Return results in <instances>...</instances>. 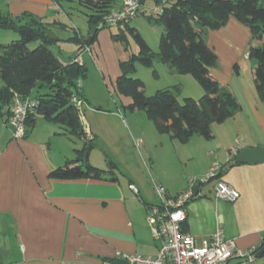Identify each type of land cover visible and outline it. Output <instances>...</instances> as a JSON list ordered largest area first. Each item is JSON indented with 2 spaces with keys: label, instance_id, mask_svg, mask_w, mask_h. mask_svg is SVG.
<instances>
[{
  "label": "crops",
  "instance_id": "1",
  "mask_svg": "<svg viewBox=\"0 0 264 264\" xmlns=\"http://www.w3.org/2000/svg\"><path fill=\"white\" fill-rule=\"evenodd\" d=\"M58 9L52 0H0V15L14 18L30 13L61 22L60 13L67 15ZM206 41L218 56L211 75L234 94L241 110L220 124L227 126L221 133L223 143L206 153L202 168L182 176L177 187L165 184L166 196L185 192L191 179L207 176L220 163L225 168L219 178L239 198L234 203L216 198V180L209 182L213 188L209 183L198 186V196L187 207L185 233L201 241L222 231L238 250L259 249L264 243V162L243 164L235 159L244 148L264 147V102L256 92L254 68L248 78L240 65L253 45L251 33L230 18L222 29L208 31ZM35 117L21 139L14 138L7 117H0L4 121L0 123V264H117V253L156 256L160 241L153 236L148 207L161 201L147 190L143 196L137 182H123L115 171L106 170L101 180L49 178L50 172L76 157L84 140L42 116ZM80 121L88 139L97 140L96 130L87 128L81 115ZM218 137L220 133H213L214 140ZM89 163L98 167L92 151ZM131 184L139 195L130 190ZM157 187L163 186L155 187L160 198ZM254 264H264V255Z\"/></svg>",
  "mask_w": 264,
  "mask_h": 264
},
{
  "label": "trees",
  "instance_id": "2",
  "mask_svg": "<svg viewBox=\"0 0 264 264\" xmlns=\"http://www.w3.org/2000/svg\"><path fill=\"white\" fill-rule=\"evenodd\" d=\"M52 1L58 6V12H65L70 19L63 2L73 0ZM77 1L89 10L87 16L92 45L98 32L109 28L100 29L99 25L105 16L116 10L114 1ZM145 1L139 0L140 11ZM154 2L157 7H161V12L157 17L150 15L149 21L164 26L160 52L155 53L136 29H129L139 47V54L121 64V73L116 80L117 92L132 99L129 106L131 110H144L159 134L168 135L182 144H186L195 135L211 140L212 125L222 124L234 117L240 112L241 105L234 94L211 75L210 70L217 66L218 56L208 45L206 35L208 31L222 29L230 18H234L249 29L252 41L261 42L260 46H250L249 56L255 60L256 92L259 99L264 102V0H154ZM128 22L117 27L122 28V25H128ZM67 26L64 22H50L30 13L16 18L10 14L0 15V30H13L19 35V39L10 44H0L2 83L0 117L8 116V108L14 95L37 100L38 116L59 125L64 133L84 140V147L76 150V157L67 161L63 167L50 172L49 178L101 180L107 171L89 163V155L95 148L96 138L87 137L80 121V112L72 103L73 96L80 95L83 99V95L78 91L76 82L68 75V69L74 65L79 67V77L86 75V66L72 62L79 55L67 64L63 63L51 50V46L59 42L60 38L53 40L46 35L48 29L66 30ZM75 33L78 34L77 31ZM125 37L122 30L114 36L115 40L119 41L125 40ZM69 40L80 44L83 38L76 36ZM32 43H36L37 47L31 49L29 46ZM80 48L83 51L87 48L84 41ZM157 58L168 65L174 73L192 75L202 86L203 96L199 100L185 98L183 103L169 89L159 90L154 95L147 96L143 81L131 78L130 75L136 71V61L150 67ZM176 87L179 91L180 88ZM40 90H44L43 94ZM35 91L37 95L33 96ZM35 118L34 116L28 120V131L34 125ZM107 161L109 171L112 173L116 171L117 165L109 158ZM221 175L222 172L219 177ZM183 230L186 231L185 225ZM261 249H264V243L257 251L260 252Z\"/></svg>",
  "mask_w": 264,
  "mask_h": 264
},
{
  "label": "rangeland",
  "instance_id": "3",
  "mask_svg": "<svg viewBox=\"0 0 264 264\" xmlns=\"http://www.w3.org/2000/svg\"><path fill=\"white\" fill-rule=\"evenodd\" d=\"M76 1L63 2L70 19L60 13L61 22L68 26L66 30L56 29L55 34L60 41L52 45L51 50L65 64L79 55L72 62L86 66V75H81L75 81L83 99L80 95L75 97L83 102L81 116L84 118L85 126L92 127L98 133H95L98 138L96 147L92 150V162L97 164L98 168L108 171L110 168L106 158L111 159L117 165L115 173L121 181L134 180L138 183L143 196L147 190L149 195L160 201L155 192L156 185L163 186L164 189H167L165 184L177 187L182 176L189 174L193 169H201L206 153L210 150L215 152L217 146L223 143L221 133L227 126L212 125L213 133H220L216 140H206L195 135L194 140L187 146L181 142H171L167 136L158 133L155 124L149 120L144 110H131L129 106L132 99L117 92L116 80L121 73V64L139 54V47L129 29H136L155 53L160 52L164 26L149 21L151 11L157 7L154 0H146L142 11L138 12L128 25L100 30L93 44L84 51L80 45L90 35L87 16L89 10ZM113 1L114 9L123 6L124 0ZM121 30L126 36L125 40H115L114 36ZM76 36L83 38L80 44L69 40ZM18 39L19 35L15 31L0 30V44H10ZM252 44L260 46L261 42L252 41ZM29 47L33 49L37 44L32 43ZM240 65L246 77L250 78L255 60L250 58L249 53L242 59ZM135 68L136 71L130 77L143 81L147 96H152L159 90L169 89L183 103L185 98L199 100L204 94L202 86L192 75L173 74L170 67L158 58L150 67L136 61ZM1 85L0 81V87ZM178 85L179 91L176 87ZM40 92L43 94L44 90ZM35 95L36 91L33 96ZM0 123L4 125L1 118ZM189 152L194 156L192 160ZM214 158L220 160L217 155ZM213 185L207 184L209 188H213Z\"/></svg>",
  "mask_w": 264,
  "mask_h": 264
},
{
  "label": "built area",
  "instance_id": "4",
  "mask_svg": "<svg viewBox=\"0 0 264 264\" xmlns=\"http://www.w3.org/2000/svg\"><path fill=\"white\" fill-rule=\"evenodd\" d=\"M140 9L139 0H124L120 9L113 10L104 17L99 28L126 23L134 18ZM151 12L154 17H157L161 12V7L158 6ZM72 103L81 115L83 102L74 96ZM38 106L39 102L35 99H23L14 95L8 108L7 124L12 129L15 139L26 136L27 122L30 118L37 116ZM223 168L224 166L220 163H215L207 176L201 179H191L189 189L175 197H167L165 189L157 187L161 202L148 207V216L153 236L160 241L158 254L142 256L117 253L116 258L127 264H230L232 261H239L238 264H254L257 260V249L245 251L236 249L233 242L224 239L222 231L198 241L183 230L188 217V204L196 198L193 194L194 187L216 180V198L229 203L238 200V192L219 178ZM129 188L139 195L140 191L135 185L131 184Z\"/></svg>",
  "mask_w": 264,
  "mask_h": 264
},
{
  "label": "water",
  "instance_id": "5",
  "mask_svg": "<svg viewBox=\"0 0 264 264\" xmlns=\"http://www.w3.org/2000/svg\"><path fill=\"white\" fill-rule=\"evenodd\" d=\"M46 35L50 37L53 40H57V36L54 33V31L48 29L46 30ZM92 43V37H89L88 39L84 40V45L88 48L90 47ZM68 75L73 80L76 81L79 78V67L78 65H74L68 69ZM235 159L237 163H243V164H258L264 162V147H258V148H244L240 150L236 156ZM199 187L196 186L193 189V194L195 197L198 196L199 193ZM264 255V249H262L260 252L257 253V258H261ZM117 264H127L126 262L122 260H117ZM239 261H232L230 264H238Z\"/></svg>",
  "mask_w": 264,
  "mask_h": 264
}]
</instances>
